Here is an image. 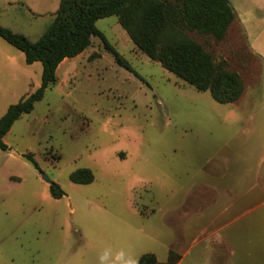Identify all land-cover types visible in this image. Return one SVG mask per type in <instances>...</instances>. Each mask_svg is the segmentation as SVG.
<instances>
[{
  "label": "rangeland",
  "instance_id": "obj_1",
  "mask_svg": "<svg viewBox=\"0 0 264 264\" xmlns=\"http://www.w3.org/2000/svg\"><path fill=\"white\" fill-rule=\"evenodd\" d=\"M61 1L0 0V25L36 41ZM230 1L237 18L222 37L187 33L240 76L229 103L152 60L117 16L97 20L143 79L94 36L14 123L0 149V264H139L148 253L157 264L172 254L175 264H264V0ZM42 72L0 37V117ZM80 168L93 182L71 180Z\"/></svg>",
  "mask_w": 264,
  "mask_h": 264
},
{
  "label": "trees",
  "instance_id": "obj_2",
  "mask_svg": "<svg viewBox=\"0 0 264 264\" xmlns=\"http://www.w3.org/2000/svg\"><path fill=\"white\" fill-rule=\"evenodd\" d=\"M117 16L133 42L152 60L200 91L209 90L219 103L236 101L243 92L240 76L228 70L225 61L216 62L201 44L188 37V32L213 33L222 37L237 13L230 0H62L56 17L38 40L0 25V37L25 54L27 64L41 61L42 83L33 93L11 104L0 117V149L7 150L4 141L14 123L30 113L46 89L57 81V69L67 58L81 54L100 37L116 62L143 79L134 67L106 39L96 26L100 18ZM25 157L37 169L31 154ZM71 180L79 184L93 182L91 170L80 168L72 172ZM54 198L65 195L58 182L52 181ZM174 255L165 264H175ZM139 264H157L154 254H144Z\"/></svg>",
  "mask_w": 264,
  "mask_h": 264
},
{
  "label": "water",
  "instance_id": "obj_3",
  "mask_svg": "<svg viewBox=\"0 0 264 264\" xmlns=\"http://www.w3.org/2000/svg\"><path fill=\"white\" fill-rule=\"evenodd\" d=\"M43 178L46 179L47 181H50V179L47 177V175H44Z\"/></svg>",
  "mask_w": 264,
  "mask_h": 264
},
{
  "label": "crops",
  "instance_id": "obj_4",
  "mask_svg": "<svg viewBox=\"0 0 264 264\" xmlns=\"http://www.w3.org/2000/svg\"><path fill=\"white\" fill-rule=\"evenodd\" d=\"M182 260H183V259H182ZM182 260H181L180 263H178V264H181Z\"/></svg>",
  "mask_w": 264,
  "mask_h": 264
}]
</instances>
